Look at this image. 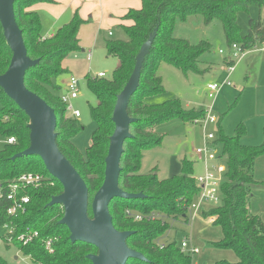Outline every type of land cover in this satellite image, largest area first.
<instances>
[{
    "label": "trees",
    "instance_id": "1",
    "mask_svg": "<svg viewBox=\"0 0 264 264\" xmlns=\"http://www.w3.org/2000/svg\"><path fill=\"white\" fill-rule=\"evenodd\" d=\"M51 1L14 0L13 3L15 22L21 30L27 56L38 59L35 65L26 69L24 84L54 109L55 142L87 186L89 217L92 216V198L104 178L105 157L114 130L111 117L116 97L128 81L141 46L153 34L140 67L138 86L126 107L128 116L135 120L129 124L131 136L123 142L118 176V186L122 190L140 192L144 196L114 197L108 210L117 230L132 231L126 238L127 246L146 259L129 258L126 264H190L191 255L183 252L175 239L165 242L159 239L170 226L168 219L188 222V209L198 194L194 178L190 176L194 161L182 158L179 173L159 179L155 168L148 173L139 172L141 150L159 144L161 136L154 131L158 123L172 117L191 122L204 115L206 108L185 109L178 100L147 104L143 99L162 90V81L156 72L160 61L185 72L197 71L202 53L210 48L205 41L192 44L175 36L176 18L184 21L188 15L198 12L207 24L218 16L227 44H239L240 49L245 51L263 41L264 19L250 18L247 34L241 35L236 22L237 13L250 4L264 8V0H140L139 8L128 9L120 17L119 24L127 38L106 41L107 54L118 59L112 76H86V85L95 95L97 103L90 107L96 126L90 144L83 152L70 139L79 129L78 120L66 112L64 103L53 91L59 88L58 79L66 72L62 65L64 58L79 48L77 33L85 21L76 12L52 36L42 38L39 15L30 7ZM11 56L0 24V75L7 70ZM224 61L231 63L225 58ZM6 100L12 102L13 108L6 107L3 103ZM215 123L219 125L217 121ZM28 124L26 113L0 87V134L5 138H15V143H4L0 148V183L4 184L25 172L40 173L53 183L36 189L28 188L24 193L28 194L29 202L24 212L16 216L5 213L7 201L0 202V225H15L16 233L26 228L39 232V236L28 244L12 242L17 245L19 253L35 264H91L87 254L96 253L97 249L90 244L72 242L66 225L59 223L64 213L62 205H48L51 196L62 192L61 184L50 176L38 155L11 158L29 146ZM242 133L243 129L239 128L235 135L226 136L219 125L218 136L215 135V143L222 146L221 155L226 156V171L219 185V204L202 209L201 214L214 217L213 223L221 227L222 239L214 242V246L231 248L238 258L235 262L218 260L215 264H264V223L259 215L250 212L248 205L250 190L261 183L254 179L252 171L255 158L264 153V142L257 147L244 145L240 142ZM156 213L161 215L156 216ZM136 214L142 218L134 219ZM152 214L154 217H151ZM47 237L53 240L51 251L42 242ZM0 264L9 263L0 256Z\"/></svg>",
    "mask_w": 264,
    "mask_h": 264
},
{
    "label": "rangeland",
    "instance_id": "2",
    "mask_svg": "<svg viewBox=\"0 0 264 264\" xmlns=\"http://www.w3.org/2000/svg\"><path fill=\"white\" fill-rule=\"evenodd\" d=\"M258 17L264 19V8H259L256 4H250L247 9L240 10L236 17L240 34H247L249 19ZM94 22L88 21L80 25L77 33L81 35L78 41L79 48L69 52L64 58L66 72L58 79L59 88L53 91L59 97L65 95L67 92L64 82L69 75L79 80V95L70 100L72 108L80 112L79 129L71 135L70 139L81 152L90 144L92 132L96 126L90 114V107L94 106L97 100L86 85V76L93 77L102 71L105 77H111L118 65V59L107 54L106 41L127 38L119 26L99 25L100 16ZM173 34L187 39L192 44L205 41L210 48L202 53L197 71L185 72L172 64L160 61L156 72L161 78L162 90L147 95L143 99L144 103L158 104L178 100L185 109L198 106L206 108L212 104L211 114L219 123L224 135L233 136L239 128H242L243 133L240 138L242 144L252 147L261 145L264 142V52L260 48L264 39L245 51H237L239 55H242L234 58V70L228 75L229 64L224 61V58L228 60L232 57L234 50L227 44L220 17H214L207 24L204 23L202 14L198 12L188 15L184 21L176 18ZM89 50L92 56L90 60H87L86 54ZM227 78L230 84L222 86L214 99L206 97L207 83L221 84ZM3 103L8 109L13 108L10 100ZM202 117L203 115L200 118ZM219 125L209 124L206 131L218 136ZM154 131L161 136V139L159 144L141 150L140 173H148L155 168L159 179L167 178L180 172V161L184 157L194 161L190 176H197L204 171L203 163L195 162L194 150L203 143V129L195 124L194 120L189 122L172 117L158 123ZM5 139L0 134V148ZM221 149L222 146L219 143L220 159L216 161L226 163V156L221 155ZM252 174L255 180L263 178V181H259L261 182L259 186L252 187L250 190L249 204L252 198L253 204L264 205V153L255 158ZM218 204L219 201L201 205L191 226L188 222L193 219V213H189L188 222L168 219L170 226L159 241L175 239L179 245L183 239H186L188 243L190 241L200 251L195 255H191L188 250L183 251L191 255L193 264H215L218 260L237 261L238 258L233 249L214 246V242L222 239L221 227L213 223L214 217L201 214L202 209L215 207ZM5 234L6 228L0 225V256L9 264H35L30 258L18 252L16 244L6 245Z\"/></svg>",
    "mask_w": 264,
    "mask_h": 264
},
{
    "label": "water",
    "instance_id": "3",
    "mask_svg": "<svg viewBox=\"0 0 264 264\" xmlns=\"http://www.w3.org/2000/svg\"><path fill=\"white\" fill-rule=\"evenodd\" d=\"M13 3L14 0H0V24L12 52L7 70L0 75V87L29 117L30 144L11 158L38 155L50 176L61 184L62 192L51 196L48 205H62L64 213L59 223L66 225L72 242L90 244L97 249L96 253L87 254L91 264H126L129 258L146 260L140 252L126 244V238L132 231H119L113 226L108 205L114 197L144 196L140 192L129 193L122 190L118 186V176L123 142L131 136L129 124L135 120L128 116L126 107L129 97L138 86L140 67L153 34L141 46L128 81L116 97L111 117L114 130L105 157L104 178L92 198V216L89 217L87 186L55 142L57 134L54 109L24 84L26 69L35 65L38 59L27 56L21 30L15 22Z\"/></svg>",
    "mask_w": 264,
    "mask_h": 264
},
{
    "label": "built area",
    "instance_id": "4",
    "mask_svg": "<svg viewBox=\"0 0 264 264\" xmlns=\"http://www.w3.org/2000/svg\"><path fill=\"white\" fill-rule=\"evenodd\" d=\"M234 50L233 56L228 60L231 61L228 67V75L234 70V58H239V52L242 51L239 47V44L233 43L231 45ZM264 52V43L260 48ZM92 52L89 50L86 54L87 60H90ZM94 76L105 77V73L100 71ZM230 82L228 78L219 83H207L205 87V95L209 99H214L217 93L220 91L222 86L229 85ZM66 94L60 96V100L64 103L66 112L69 113L73 118L77 119L80 117V112L72 108L70 100L77 98L79 95V80L73 75L67 77L65 83ZM212 104L206 107L204 115L202 118L194 119V123L198 124L203 129V143L194 150L195 162L201 161L204 165V171L197 175L193 176L196 186L198 188V194L196 200L190 204L188 213H193L194 217L197 216L198 210L201 208V205L214 204L219 201V185L223 178V174L226 171V163L221 161H216L220 157L218 154V144L215 143L216 136L212 132H207L206 128L209 124L215 123L216 119L211 114ZM6 118V117H4ZM4 143L13 144L15 143V138L9 136L4 140ZM220 159V158H219ZM53 184L51 179L47 180L40 173L25 172L20 174L18 177L7 181L6 183H0V202L7 201L8 204L5 207V213L7 215L16 216L19 212L23 213L26 209V206L29 202V196L27 193H24L28 188H39L44 184ZM128 212V211H127ZM134 219L140 220L142 216L136 214L133 216ZM154 217V214L151 215ZM212 220L211 218H209ZM6 228L5 240L8 243L13 241L19 242L22 245L28 244L39 236V232L35 229L26 228L19 233H16L15 225H3ZM42 242L45 248L48 251L52 250L53 240L49 237L42 239ZM180 249L182 251L188 250V252L193 255L199 252V249L196 247L189 246L186 239H183L180 242Z\"/></svg>",
    "mask_w": 264,
    "mask_h": 264
},
{
    "label": "crops",
    "instance_id": "5",
    "mask_svg": "<svg viewBox=\"0 0 264 264\" xmlns=\"http://www.w3.org/2000/svg\"><path fill=\"white\" fill-rule=\"evenodd\" d=\"M140 4V0H52L51 2L36 3L30 7V10L35 11L39 15L41 25L40 34L42 38H45L52 36L55 31L61 25L67 23L76 12L85 23L88 21H91L92 23L94 20L99 19L100 16L101 22L99 25L108 26L111 24V26H119L121 23L120 17L130 8H139ZM77 36L78 41H80L81 35L79 36L78 34ZM64 60L62 65L66 69L67 67L64 64ZM65 83L66 81L64 82V85ZM262 179L263 178L256 179V181H263ZM249 210L252 214L259 215L264 222V205L262 203L253 204L251 198ZM194 219H191V221L188 222L189 226H191ZM188 244L191 247L198 248L190 241ZM191 264H193V261Z\"/></svg>",
    "mask_w": 264,
    "mask_h": 264
}]
</instances>
